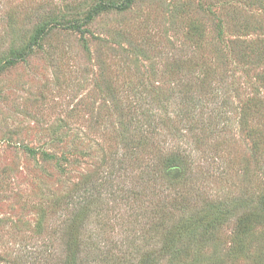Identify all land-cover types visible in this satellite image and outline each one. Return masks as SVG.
I'll use <instances>...</instances> for the list:
<instances>
[{"label": "rangeland", "instance_id": "1", "mask_svg": "<svg viewBox=\"0 0 264 264\" xmlns=\"http://www.w3.org/2000/svg\"><path fill=\"white\" fill-rule=\"evenodd\" d=\"M121 1L0 0V264H264V0Z\"/></svg>", "mask_w": 264, "mask_h": 264}, {"label": "trees", "instance_id": "2", "mask_svg": "<svg viewBox=\"0 0 264 264\" xmlns=\"http://www.w3.org/2000/svg\"><path fill=\"white\" fill-rule=\"evenodd\" d=\"M134 1L135 0H122L121 2H118V3L99 4L92 9L90 14H88L86 16L85 22H91L97 14H99L105 10H109V9H118L121 11L126 10ZM65 26L69 29L77 30L79 32L83 31V29H82L83 27L79 22L77 23L75 21H70V22L68 21V23ZM36 43H37V40L35 41V44ZM30 48H32V44L30 45ZM25 56H26V54H20L18 56L13 57L12 58L13 60L12 59L8 60V62L11 63V61L13 62L14 60L17 61V60L23 59V58H25ZM173 161H174V163L178 162V159L174 158V160H172V162ZM184 161H185L184 157L183 158L180 157L179 162H181V163H179V164H183ZM84 202H87V198L84 199ZM219 215L223 216V213H221L220 211H217V215H216L217 218L207 220V222H205V221L203 223L202 222H192L193 229L191 230V235L194 237V239H197V237H199V239L205 241L207 239L208 234L221 222ZM199 232H201L202 234H200ZM177 234L178 233L174 232V233L169 235L170 238L167 240V247H168L169 252L172 255V257H171L172 262H174L175 264H181V263H183V259L181 258L183 251L176 250L177 248L174 245L176 242H178L177 240L180 241V239H176L177 237H179ZM205 235H206V239H203L202 237ZM204 241H202V242H204ZM74 252H75V250H73L71 248V254L73 253L71 256H73V258L76 255ZM185 258H187V257H185ZM74 259L76 260V258H74ZM152 262H154V264H158V262L156 261L155 254L147 255L142 260V262L140 264H152Z\"/></svg>", "mask_w": 264, "mask_h": 264}]
</instances>
